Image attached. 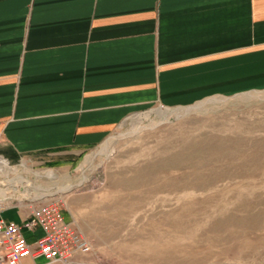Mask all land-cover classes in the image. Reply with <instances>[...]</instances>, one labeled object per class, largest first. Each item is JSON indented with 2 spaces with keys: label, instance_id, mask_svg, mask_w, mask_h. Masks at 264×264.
<instances>
[{
  "label": "crops",
  "instance_id": "obj_1",
  "mask_svg": "<svg viewBox=\"0 0 264 264\" xmlns=\"http://www.w3.org/2000/svg\"><path fill=\"white\" fill-rule=\"evenodd\" d=\"M261 87L264 0H0V154L10 162L74 159L157 103ZM3 214L25 217L11 205Z\"/></svg>",
  "mask_w": 264,
  "mask_h": 264
},
{
  "label": "rangeland",
  "instance_id": "obj_2",
  "mask_svg": "<svg viewBox=\"0 0 264 264\" xmlns=\"http://www.w3.org/2000/svg\"><path fill=\"white\" fill-rule=\"evenodd\" d=\"M9 166L17 173L1 179L19 189L5 180L3 204L26 216L57 201L90 243L81 254L89 260L264 264V87L187 106L157 103L74 159L33 154ZM22 176L44 195L25 192Z\"/></svg>",
  "mask_w": 264,
  "mask_h": 264
},
{
  "label": "built area",
  "instance_id": "obj_3",
  "mask_svg": "<svg viewBox=\"0 0 264 264\" xmlns=\"http://www.w3.org/2000/svg\"><path fill=\"white\" fill-rule=\"evenodd\" d=\"M4 181L0 175V186H5ZM4 200H0V264H23L27 256H42L45 264H106L81 256L90 252V243L66 220L57 201L30 206L19 222L6 219ZM37 229L42 231L39 236ZM27 233L34 234L35 240L30 241Z\"/></svg>",
  "mask_w": 264,
  "mask_h": 264
},
{
  "label": "bare ground",
  "instance_id": "obj_4",
  "mask_svg": "<svg viewBox=\"0 0 264 264\" xmlns=\"http://www.w3.org/2000/svg\"><path fill=\"white\" fill-rule=\"evenodd\" d=\"M0 172L4 173L5 175H7L9 172L17 173V171L13 167L9 166L8 159H6L4 156H1V155H0ZM44 173H46L47 175H50V176L52 175L51 172L45 171ZM36 174L38 176H42L43 173L42 172H36ZM17 176H20V174ZM21 178L24 179L28 184V186H25V189H24L25 192H27L28 194L33 193L34 198H37L39 196L44 195V191L41 192V189L37 188L36 185L34 186L33 182L30 179H28L27 177H24V176H22ZM5 180H6V184H8V186H11L15 191H17L19 189L18 184H16L15 181H13V178L5 179ZM7 189H8V187L6 185L0 186V200H4L8 197V195L6 193Z\"/></svg>",
  "mask_w": 264,
  "mask_h": 264
}]
</instances>
